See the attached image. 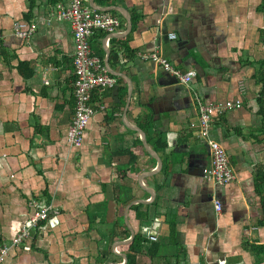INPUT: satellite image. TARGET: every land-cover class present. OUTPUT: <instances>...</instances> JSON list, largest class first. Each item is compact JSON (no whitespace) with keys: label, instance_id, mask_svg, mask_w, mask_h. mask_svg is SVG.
<instances>
[{"label":"crops","instance_id":"1","mask_svg":"<svg viewBox=\"0 0 264 264\" xmlns=\"http://www.w3.org/2000/svg\"><path fill=\"white\" fill-rule=\"evenodd\" d=\"M109 5L123 7L130 17L133 11L138 20L124 36L108 38L106 46L107 34L93 32L89 51L102 63L107 55L109 68L129 77L128 106L123 119V79L113 89L94 90L82 143L71 148L65 143L73 104L69 25L54 19L49 0H0V241L27 225L31 199L52 208L1 264H125L117 254L127 255L128 244L115 245L116 254L110 245L128 238L124 207L149 199L136 178L155 161L122 120L140 128L146 118L140 129L148 146L154 150L153 134L165 143L164 150H154L162 166L141 180L154 198L136 212L131 205L126 222L134 234L148 237L156 218L155 236H162L163 245L151 261L135 253V264H264V255L249 248L264 245V213L253 187L255 169L264 171V85L258 72L264 62V0H111ZM13 22L33 32L19 39ZM124 29L122 18L120 28L108 34ZM169 32L174 38H167ZM123 41L131 59L118 47ZM110 46L117 48L115 61ZM150 51L181 71L194 70V77L186 84L174 81L137 56ZM27 68L31 74L23 77ZM234 99L240 107L213 116L208 128L233 172L230 182L219 185L201 174L209 156L196 136L197 103ZM137 212H147L150 221L139 220ZM170 223L176 245L165 243Z\"/></svg>","mask_w":264,"mask_h":264},{"label":"built area","instance_id":"2","mask_svg":"<svg viewBox=\"0 0 264 264\" xmlns=\"http://www.w3.org/2000/svg\"><path fill=\"white\" fill-rule=\"evenodd\" d=\"M51 15L56 21H66L69 25L72 39L71 64L73 79L72 85V116L65 132V143L68 147L78 148L82 143L83 133L93 112L90 105V94L96 89H113L117 84L116 76L109 74L102 60L89 51L88 39L95 31L108 34L120 28L121 21L116 15L108 11L94 10L83 0H63L51 5ZM33 28H22L18 22H13L12 33L19 39H27ZM167 38H174V33L166 34ZM105 39V46L107 45ZM137 56L148 60L173 75L179 82L186 84L194 77V70L181 71L172 66L156 51L139 53ZM239 99L206 101L197 103V132L196 136L202 139L208 148V164L201 169L204 178L223 185L233 178L232 169L228 163L224 148L208 135V128L212 117L225 110L239 108ZM264 190V185L262 186ZM212 206L215 212L220 211V203L214 199ZM30 216L27 225H22L8 241H0V264L10 248L22 244L30 238L31 232L44 221L50 205L41 204L31 199L28 203ZM150 241H155V235H148Z\"/></svg>","mask_w":264,"mask_h":264},{"label":"trees","instance_id":"3","mask_svg":"<svg viewBox=\"0 0 264 264\" xmlns=\"http://www.w3.org/2000/svg\"><path fill=\"white\" fill-rule=\"evenodd\" d=\"M59 0H49L50 5L54 4L55 2H57ZM97 5L99 6H107L111 3V0H93ZM108 13L112 14V15H116L120 21H122V17L116 13L115 11H108ZM26 15H28V13H26ZM138 20V16L132 11L131 13V17H130V22H131V27H134L136 21ZM100 32V31H98ZM102 33V32H101ZM103 35L105 33H102ZM110 41H114V39H111ZM113 44V43H112ZM120 49H122L123 52L128 53V58L131 59L133 57V52L125 45V41L121 42V44L118 46ZM116 47H111L110 46V57H112V59L115 61L117 59V55H116ZM20 65H22L23 67H26V64L24 63H20ZM258 72H259V78L261 83L264 85V62L259 64V68H258ZM31 74V70L27 68L26 72H24L22 75L23 77H28ZM117 81L119 82H123V80L119 77H116ZM121 97L124 96L125 94V87L123 86V88L121 89ZM91 95V94H90ZM257 104L259 106V110H262V105L263 102L260 99V97L258 96L257 98ZM148 122V119L146 118L144 120V125H140V128H142L143 130L145 129V126ZM157 134H153L152 137H156V139L152 142V148L155 151H161L164 150L165 148V143L159 138V136ZM122 153L126 154L129 159L132 161H134L135 159V155L132 154L129 150H124ZM163 171L166 172V168L163 167ZM264 184V171L261 168H256L254 171V181H253V187H254V191L255 193L260 197L259 198V206H260V210L262 213H264V196L260 193V188L261 185ZM139 204H135L132 206V208L135 210H137V208L139 207ZM137 216H139V220L142 221H150V219L148 218V215L146 214L147 218H143L145 215V212L141 213L137 212ZM167 228H166V234H165V243L169 244L172 243V245H176V243L174 242V229L172 226V223L170 224H166ZM161 237H158V240L156 239L155 241H150L149 239H147V236L144 235L143 232H136L133 235L132 240L130 241V243L128 244V250H130V252L127 253L126 255V262L125 264H135V253H143L145 254L150 261L154 258H156V254L158 253L159 248L163 245V242L161 241ZM249 248L255 253V254H261L264 255V245H257V244H250ZM176 256V253H175ZM165 258V256H163ZM153 264V263H150ZM165 264H179L178 261H174L172 263L170 262H166Z\"/></svg>","mask_w":264,"mask_h":264},{"label":"water","instance_id":"4","mask_svg":"<svg viewBox=\"0 0 264 264\" xmlns=\"http://www.w3.org/2000/svg\"><path fill=\"white\" fill-rule=\"evenodd\" d=\"M87 1H88V7L92 8L94 10H97V11H115L125 21V29L122 32L107 34L105 36V39H108L110 37H112V38L122 37L130 30V27H131V22H130V18H129L130 16H129V13L123 7L116 6V5L96 6V5H94L93 0H87ZM105 39H104V41H105ZM105 52H106L105 54H107L106 50H105ZM106 56H105V59L103 61V64L105 66L106 71L113 76H116V77L123 79L126 83V98H125L124 107L122 110V118L124 119V113H125L126 107L128 106L129 96H130L131 88H132L131 82H130V79L127 75H125L121 72H116V71L109 68V66L107 64V57ZM171 76H172L173 80L176 81V78L173 75H171ZM122 122L126 128L137 132L143 150L145 151V153L149 157H151L155 161V165L151 170L144 171V172H141L140 174H138V176L136 178L138 186L149 195V199L148 200H143V199L132 200L124 207V209H123V222L126 226V229L129 233V235H128V238L126 240L113 241L111 243L110 250L113 254H116L114 251L115 245H117V244H129L133 238V235H134L133 230L130 228V226L126 222V211L128 210V208L131 205H135V204H148L154 198V191L142 184V182H141L142 178L157 173L161 169V166H162V162H161L160 157L146 143L144 132L137 126L128 125L127 123L124 122V120H122ZM146 214H147V212L145 213V215L143 217L145 219L147 218ZM151 221H152V224L149 227V230L147 231V235H156L159 223L156 220V218L155 219L151 218ZM117 255L122 258L123 263L126 262V255L125 254L118 253ZM106 264H114V262H107Z\"/></svg>","mask_w":264,"mask_h":264},{"label":"rangeland","instance_id":"5","mask_svg":"<svg viewBox=\"0 0 264 264\" xmlns=\"http://www.w3.org/2000/svg\"><path fill=\"white\" fill-rule=\"evenodd\" d=\"M164 251H165V249L162 248V249L160 250V253H163ZM154 261H155V260H154Z\"/></svg>","mask_w":264,"mask_h":264},{"label":"flooded vegetation","instance_id":"6","mask_svg":"<svg viewBox=\"0 0 264 264\" xmlns=\"http://www.w3.org/2000/svg\"><path fill=\"white\" fill-rule=\"evenodd\" d=\"M39 225V224H38Z\"/></svg>","mask_w":264,"mask_h":264}]
</instances>
